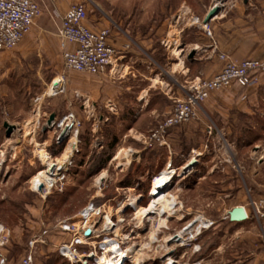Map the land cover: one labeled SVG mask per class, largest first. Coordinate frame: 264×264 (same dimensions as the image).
<instances>
[{
    "label": "rangeland",
    "instance_id": "1",
    "mask_svg": "<svg viewBox=\"0 0 264 264\" xmlns=\"http://www.w3.org/2000/svg\"><path fill=\"white\" fill-rule=\"evenodd\" d=\"M214 1L82 0V3L93 21L98 22L103 15L123 21L134 18L145 32L153 18L164 19L182 7L189 15L202 16ZM32 38L24 39L15 51L7 52L10 63L1 79L5 87L0 92V223L8 230L9 237L0 246V254L6 256V264H19L30 242L44 231H47L43 236L45 242L37 245L34 264L54 263L59 256V244L70 238L56 226L76 216L90 202L104 206L114 218L117 224L114 234L125 238L127 248H122L123 252L132 253L127 264H165L163 258L174 248L177 264H253V260L256 262L264 256V216L255 212L256 205L264 214V87L254 91L259 102L251 113L237 111L229 121L216 120L211 148L200 159L197 170L186 177L180 175L182 167H179L168 193L160 203L151 202L152 208L137 212L130 207L138 195L141 205H148V189L157 176L147 173L142 166L146 165L145 161L135 160L133 151L139 146L134 145L144 147L142 136L139 138L135 131L140 127L147 133L163 118H144L132 130V122L123 124L110 119L103 123L98 112L78 114L79 152L67 169L58 173L64 177L58 187L44 196L33 190L36 181H47L44 175L47 163L57 159L59 164L71 151L70 147L64 153L68 144L58 147L51 141V159L43 149V143L49 140L43 133L44 127L51 114L65 107L70 92L48 98L50 85L63 76L62 72L56 73L55 62L38 51L26 55V48L28 45L52 48L55 41ZM4 122L18 126V131L9 138ZM114 139L117 144L111 150L110 162L103 168H92L90 160L95 161ZM74 142L75 139L71 146ZM44 153L48 156L42 159ZM182 160H187L185 166L191 158L179 157L174 167ZM176 202L179 205L175 211L168 210L169 204L174 208ZM165 205L163 212L155 214ZM238 206L246 207L249 219L229 223V212ZM197 218L206 223L204 227L201 222L194 223ZM190 225L186 235L195 234L198 228L202 230L197 240L185 247H176L168 241ZM195 245L200 247L198 252ZM57 264L70 262L61 259Z\"/></svg>",
    "mask_w": 264,
    "mask_h": 264
},
{
    "label": "crops",
    "instance_id": "2",
    "mask_svg": "<svg viewBox=\"0 0 264 264\" xmlns=\"http://www.w3.org/2000/svg\"><path fill=\"white\" fill-rule=\"evenodd\" d=\"M38 3L41 16L24 39L34 37L37 41H45L53 38L55 45L52 48L28 45L26 55L38 51L55 62L56 73L62 72L64 93L67 95L69 91L70 94L65 107L51 114L56 118L68 111H73L76 115H93L98 112V117L103 123L110 119H117L123 124L132 122L130 129L136 130L135 126L144 118L165 119L172 111L174 100L186 95L192 81L215 77L224 65L219 60L221 54L234 61L264 58V0L225 1L221 12L208 24L211 33L208 35L193 19L199 18L203 21L217 4L215 0L202 16L193 13L189 15V11L182 7L164 19L153 18L145 32L140 30V24L135 22L134 18L131 21H123L103 15L97 22L89 17L86 25L90 29L111 30L109 44L117 51L116 59L108 66L107 71L99 76L67 72L64 68L58 30L67 10L72 5L82 3V0H38ZM75 48V45L69 47L71 50ZM15 50L0 53V83L10 63L7 52ZM260 79L258 89L264 87V73ZM4 87L5 84L1 83L0 92ZM257 88L246 90L234 84L226 90L212 93L202 105L198 121L175 128L169 133L168 148L146 150L141 147L142 144H135L134 146H139L133 151L135 160L138 163L145 161L143 164L146 165L142 166L146 168L147 173L158 174L172 159L171 152L179 154L182 158H185V155L191 158L194 146L202 147L208 144L211 147L209 128L216 130V120L229 121L230 116L237 111L243 114L251 113L253 106L259 102V96L254 92H257ZM12 125L16 126L15 131H18L17 124ZM150 130L152 129L147 133ZM228 130L231 132V128ZM135 132L139 138L147 134L140 127ZM43 133L49 138L45 141L46 147H51L52 132L44 130ZM6 137L9 138L7 135ZM177 143L179 145L176 147ZM185 162L187 160H182L178 168L184 167ZM244 208L248 214V210ZM252 263L264 264V256L256 262L253 260Z\"/></svg>",
    "mask_w": 264,
    "mask_h": 264
},
{
    "label": "built area",
    "instance_id": "3",
    "mask_svg": "<svg viewBox=\"0 0 264 264\" xmlns=\"http://www.w3.org/2000/svg\"><path fill=\"white\" fill-rule=\"evenodd\" d=\"M52 1L55 2L56 0ZM219 5L223 7L224 4ZM41 13L38 0H0V53L16 49L30 33L36 20L41 16ZM88 18V9L85 4L79 3L72 5L61 19L58 37L63 54L64 68L67 72L99 76L107 71L108 66L112 65L116 59L117 51L109 44L111 30L101 29L95 31L90 29L86 25ZM193 22L199 24L208 35H211L209 26L205 25L199 18H194ZM70 45H75L76 48L71 50L69 49ZM219 60L224 65L215 77L212 79H195L192 81L187 88L186 95L174 100L171 113L155 129L151 130L148 135L142 136L146 150L168 148L167 137L169 133L175 128L198 121L200 119L202 105L212 93L226 90L234 84L246 90H251L259 86L261 81L260 76L264 73V58L260 60L247 59L234 61L229 56L221 54ZM58 78L60 79L58 80L56 78V81H53L50 85L49 91L47 92L48 98L56 97L65 92L64 79L63 77ZM48 121L45 124L44 130L52 132L55 146L60 147L63 144H68L64 150V153H66L67 149L71 147L72 140L75 139L76 144L73 156L70 158L66 168L56 171L57 176L54 186L49 190H46L45 187L41 188L40 192L33 189L39 194H44V196L49 195L52 189L58 187V183L64 178L62 175L59 177L60 175L58 173L66 170L72 163V158L79 152L78 137L80 121L77 115L73 111H68L59 118L55 117L51 124H48ZM209 135H213L212 128H209ZM46 144V142L43 143V149L50 156L51 147H46ZM210 148L208 144L202 147L194 146L191 150V161L189 164L197 161L200 162V159L206 152H209ZM171 157L170 162L157 176L161 175L165 169L167 170L170 167L175 168L174 162L179 158V155L171 152ZM52 161L54 162L52 170H54L57 168V159ZM42 165L44 166L43 163ZM186 167L187 164L185 165ZM175 169L177 172L180 171L178 167ZM181 174H184V170L180 172ZM157 176L153 177L150 186L153 185ZM62 185L61 183L60 186ZM140 198L141 196L138 195L135 200H138L141 205ZM150 200L152 199L149 198V202ZM178 205L176 202L173 211H175ZM253 205L255 204L253 203ZM131 209L135 210L133 207ZM120 211L122 213L124 212V210ZM255 212L264 216L256 205ZM145 216L149 215L147 214ZM227 218L229 219V216ZM191 225L188 228H191ZM116 227L117 224L114 223V218L107 214L104 206L90 202L76 216L62 221L56 226V229L60 233L69 235L70 237L68 241L59 244L57 249L58 254L67 259L70 264H100L99 260L105 256H110L109 259H114V253L110 254L106 252V245L116 243L118 248H127L123 242L125 238L114 234L117 231ZM46 234L47 231H44L43 235L35 237L30 242L28 252L19 264H34L35 250L38 244L45 242L43 236ZM201 234L202 230L200 228L193 234L195 235L194 238L192 233L187 234L189 237H186L187 235L185 234L183 240L181 239L184 242L181 244L180 237H178L177 233L173 235V240L170 243H174L176 247H185L197 240ZM8 237V230L0 223V246L5 244ZM79 247L88 249L82 251ZM195 248L196 252L200 250V247L197 245H195ZM175 251V248L170 250L163 258L165 264L178 263ZM130 261L131 258H126L121 262H117V264H127ZM6 262V256L0 254V264H6Z\"/></svg>",
    "mask_w": 264,
    "mask_h": 264
},
{
    "label": "bare ground",
    "instance_id": "4",
    "mask_svg": "<svg viewBox=\"0 0 264 264\" xmlns=\"http://www.w3.org/2000/svg\"><path fill=\"white\" fill-rule=\"evenodd\" d=\"M75 144H76V141L72 144L71 151L67 154V156L59 164L56 163L57 164V168L56 169L52 170V166H53L54 163H47L44 175L45 176L47 175L45 178H47L48 180L47 181L46 180L45 181H40V180L36 181V183H35L36 188H34V190L40 192L41 188L45 187L46 190H49V189H51L54 186V184L56 182V176H57L56 171H59L61 169L66 168V166L69 163L70 158L73 156V152L75 150V148H74ZM44 154H45V156H42L43 157L42 159H44V158H46L48 156V154H46V153H44ZM189 163L187 164V166L189 165ZM63 166H65V167L63 168ZM183 170H185V166L181 168V172H183ZM165 171H166V169L164 170V172L161 175L157 176V178L154 181L153 185H151L150 188H149L148 196H149V198L152 199V200H150L149 204L144 207V206L139 204L138 200H134L130 207H133L138 212L139 210H141V209L143 210V209H145L147 207L148 208H152V206L150 205L151 202H152V205H156V204L161 202V200L163 199L165 194L168 193V188L170 187V185H171V183L173 181V178L175 177L176 173H178L176 171V169L173 168V167H170L169 169H167L166 172ZM41 180H43V179H41ZM32 186H33V184H32ZM165 207H166V205L161 207V210H157L155 214L163 212ZM169 209H173V206H171V203L169 204L168 210ZM167 213H168V211H167ZM196 222H201L203 227L206 224L201 218H199V219L197 218L194 221V223H196ZM190 229L191 228H188V226H186L183 230H181L178 233V237H180V243L181 244H183V242H184L182 240H183V237L186 234L185 232L189 231ZM198 232H199V230H198ZM194 236L195 235H193V238H194ZM171 240H173V236L168 241L172 242ZM96 243H97V241H96ZM101 243H98V244H101ZM105 249H106L107 253H110V254L114 253L115 257H114V259H109L110 256H105V257H103V258H101L99 260L100 264H117V262H121V261L125 260L126 258H131L132 257V253L131 252L130 253L127 252V251L123 252L122 248H118L116 243H112V244L106 245Z\"/></svg>",
    "mask_w": 264,
    "mask_h": 264
},
{
    "label": "water",
    "instance_id": "5",
    "mask_svg": "<svg viewBox=\"0 0 264 264\" xmlns=\"http://www.w3.org/2000/svg\"><path fill=\"white\" fill-rule=\"evenodd\" d=\"M218 4L214 5L212 7V9L208 12V14L206 15L205 19L203 20V23L205 25H208L209 22L215 17L217 16L221 10L223 9V7H221L219 4H223L225 2V0H217ZM192 57V56H190ZM55 119V115L50 116V119L48 121V124H51V122ZM4 128L6 129V135L8 137H10L12 135V133L16 130V126H13L7 122L4 123ZM193 167V164H189L184 172H188L189 170H191V168ZM229 220L231 222H244L246 220H248V215L246 213V210L244 207L242 206H238L235 207L230 213H229Z\"/></svg>",
    "mask_w": 264,
    "mask_h": 264
},
{
    "label": "trees",
    "instance_id": "6",
    "mask_svg": "<svg viewBox=\"0 0 264 264\" xmlns=\"http://www.w3.org/2000/svg\"><path fill=\"white\" fill-rule=\"evenodd\" d=\"M117 144V139H114L110 144L109 146L106 148H104V151L101 152L100 156H98L95 161L92 163V161L90 160V164H91V167L92 168H95L97 166L103 168L105 167L111 160V150L115 147V145ZM185 151V150H184ZM162 152V151H161ZM229 223H232L230 220H229ZM66 260L65 258L61 257L60 255L58 256L57 260L52 263V264H57L59 260Z\"/></svg>",
    "mask_w": 264,
    "mask_h": 264
},
{
    "label": "flooded vegetation",
    "instance_id": "7",
    "mask_svg": "<svg viewBox=\"0 0 264 264\" xmlns=\"http://www.w3.org/2000/svg\"><path fill=\"white\" fill-rule=\"evenodd\" d=\"M200 162H193V167L191 168V170H189L188 172H184V176L188 177L189 175H192V173L197 170L196 168L199 166Z\"/></svg>",
    "mask_w": 264,
    "mask_h": 264
}]
</instances>
